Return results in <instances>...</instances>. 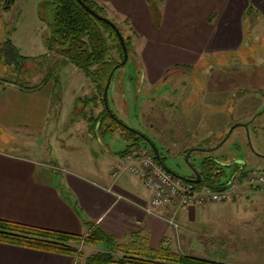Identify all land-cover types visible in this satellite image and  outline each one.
I'll return each instance as SVG.
<instances>
[{
    "label": "crops",
    "instance_id": "0c3cea01",
    "mask_svg": "<svg viewBox=\"0 0 264 264\" xmlns=\"http://www.w3.org/2000/svg\"><path fill=\"white\" fill-rule=\"evenodd\" d=\"M101 1L110 15L117 16L128 27L126 36L132 46L131 64L140 88L143 83L157 84L173 74L177 77L173 84L178 82L179 85V81H184L179 78L191 73L197 63L204 64L202 58L209 56L205 66L216 69L213 71L215 73L206 76L202 87H197L195 92H198L199 99L194 97L191 87L184 81L181 91L170 90L168 97L172 99L168 101L171 106H167L172 108L173 103L178 104L183 99V103H180L183 109L171 116L158 106L152 113L147 111V121L150 125L166 126L168 138L157 140L163 148L173 138L171 143L177 151L187 152L186 149L190 148V154L192 150H213L211 147H195L198 145L197 137H208L213 131V127L206 125L209 118L207 106L218 104L223 94L233 89L248 86L264 90V0H163L158 2L160 23L154 20L155 10L149 0ZM259 45L263 48H259ZM236 52L242 53V59L238 54L235 58L244 63L243 68L233 69V66H227L230 63L228 58H221L223 53ZM252 69L253 72L250 71ZM238 74L237 82H233V76ZM254 75H257L256 79ZM128 77L132 79L133 75ZM87 78L90 103L93 104L85 114L86 129L89 130L88 116L97 113L94 112L97 104L91 98L96 94L93 91L95 87ZM230 78L234 85H224L223 79ZM123 83L124 80H121L122 86ZM46 84L43 82L35 88H23L17 82L0 79V130L3 131L0 134V218L74 233L86 232V223L91 222L123 242L137 236L139 241L145 240L152 247L164 244L176 250V247L184 244L196 246V239L190 238L191 232L195 231V223L204 219H209V222L212 218L216 220L219 213L210 210L208 204L212 202L191 204L180 209L161 206L159 212L163 216H173L179 224L177 229L163 217L148 213L144 205L149 195L141 180L135 175L129 177L125 169L113 173L131 144L129 139L109 164L107 172L104 164L97 168L75 166L71 169L67 166V160H63L64 164L38 165L35 153L40 152L45 139L43 142L37 140L46 131L49 110ZM129 85L128 80L127 89ZM84 107L83 104L78 110ZM169 120H176L177 126L182 127L181 131L174 130L175 125ZM213 122L217 126V121ZM100 123L101 119L96 122V134L100 131ZM97 138L102 143L98 144L103 146L101 154L110 158V149L106 148L102 137ZM175 140L185 143V146H178ZM206 155L218 159L212 153ZM238 168V165L232 166V172ZM55 170L60 171L59 177L52 174ZM223 175H226L225 172L221 173V179ZM190 176L194 177L195 174ZM261 202L264 203V198ZM261 229L264 228H256L258 231ZM261 235L257 233V239ZM258 241H264V237ZM246 245L248 255L264 254L260 249L262 244L248 241ZM188 249L193 248L189 246ZM179 251L205 257L204 253ZM0 264H77V258L0 241Z\"/></svg>",
    "mask_w": 264,
    "mask_h": 264
},
{
    "label": "rangeland",
    "instance_id": "374dc122",
    "mask_svg": "<svg viewBox=\"0 0 264 264\" xmlns=\"http://www.w3.org/2000/svg\"><path fill=\"white\" fill-rule=\"evenodd\" d=\"M96 1L104 8L101 0ZM162 1H152L155 10L154 20L157 23H160L161 20V11L158 9V5ZM4 3L5 0H0V77L12 79L25 86L40 84L44 80L49 92L47 127L46 131L42 132L41 138L37 140V142H43L45 139V143L40 152L35 153L38 165L46 167L54 163L64 164L63 160H67L69 161L67 166L71 169L75 166L97 168L104 164V169L107 172L109 164L119 155L118 151L127 145L128 139L124 138L118 129L110 132L101 127L98 134L86 129L85 114H88L91 110L90 107H93L88 99L91 94L88 90V78L67 56L55 49L49 50L44 43V35L49 33L53 17L54 0H13L9 7H5ZM99 11L114 21L123 37L129 39L126 36V33L129 32L128 27L122 20L117 16L110 15L105 9ZM7 38L17 52L23 56L22 59L20 56L7 58L4 54L2 50L5 45L3 46V43ZM110 42L116 45L117 41L111 39ZM258 47L263 48L262 45ZM127 51L128 59L113 71L110 78L107 89L108 108L126 125L149 134L154 140H159L160 137L168 138L165 134L166 126L155 125V123L150 125L147 121V114L155 111L158 106L168 111L167 114H171V116L175 115L176 111L182 110L183 104L180 103H183V99H180L178 104L173 103L172 108L167 106H171L168 101V99H172L168 97L171 95L170 90L181 91L184 81L188 87H191L192 94L198 100V92H195L197 87H202L205 84L206 76L216 68L214 66L212 70L205 66L209 58V56H205L202 58L204 64L197 63L191 73L185 74L182 79L179 78V80H184H178L179 85L178 82L173 84L174 79L177 80L176 74H173L157 84L143 83L140 88L134 78L136 74L131 64L132 46L130 42ZM109 53L112 58L119 59L116 46L111 48ZM237 54L242 59V53L238 52L223 53L221 58H228L230 63L227 66H233V69L243 68L244 63L235 58ZM254 69L250 71L253 72ZM129 75H133V78H129ZM238 76L239 74L233 76V82L237 80ZM231 79H223L224 85H234ZM121 80H124L123 86ZM128 80L130 85L127 89ZM93 91H96L94 97L97 104V108L94 109L96 113L99 108H102L101 94L97 89ZM162 93H165V96ZM83 104L85 107L78 110V107ZM263 109V89L246 86L224 93L218 104L207 106L206 113L209 118L206 120V125L213 127L212 133L208 134V137H197L196 144L198 145H195V147H211L213 150L209 152H202L201 149L192 150L186 159L187 152L177 151L171 143L173 138L166 142V148L161 147L156 141L163 163L176 174L190 176L193 174L190 165L198 169L200 158L207 153H212L218 157L221 164L222 162L229 164L224 166L226 175H223L222 179L232 172L233 165L230 164L232 159L242 160L245 164L244 167L247 168H264ZM214 120L217 121V126H215ZM104 121H109V118L106 117ZM170 122L175 125L174 130L181 131L182 127L179 124L177 126L176 120ZM44 133L45 135H43ZM0 134H3V131L0 130ZM97 137H102L106 148L110 149V158L101 154L100 149L103 146L98 144L101 142ZM175 141L178 146H185V143ZM139 142L144 143V141ZM55 171L52 174L59 177L60 171ZM125 173L129 177L130 175L134 176L128 170ZM247 191L232 201L209 203L210 210L219 213L216 220L212 218L209 222V219H204L195 223V231L191 232L190 238L196 239V246L184 244L181 247H176V250L204 253L206 258L230 260L235 263L264 264V254L248 255L246 245L248 241L251 244H262L260 249L264 251V241H258L264 237V229L256 230L258 226L264 228V203L261 202L264 198V186L253 192ZM257 233H262L259 239H257ZM249 234L250 238H248ZM76 246L78 252L74 256L79 264H84L85 256L104 247L102 242L88 243L82 240L77 242ZM189 246H192L193 249H188Z\"/></svg>",
    "mask_w": 264,
    "mask_h": 264
},
{
    "label": "trees",
    "instance_id": "16d2710c",
    "mask_svg": "<svg viewBox=\"0 0 264 264\" xmlns=\"http://www.w3.org/2000/svg\"><path fill=\"white\" fill-rule=\"evenodd\" d=\"M12 1L5 0L4 6L9 7ZM83 1L96 12L104 15L99 11L100 9H104L103 6L96 0ZM149 1L152 5L153 0ZM54 3L49 33L44 35L45 45L49 50L55 49L67 56L70 61L89 77L95 89L101 94L100 99L103 107L96 114L88 116L89 130L95 132L94 125L101 119L100 126L104 130L114 132L120 129L123 137L129 139L131 144L144 141L136 130L123 126L124 124H122L120 119L118 120L115 116H111L103 103L102 91L107 75L111 67L123 57V50L116 32L109 23L95 17L77 0H54ZM111 39L117 41L116 45L110 42ZM124 41L128 48L129 40L127 37L124 38ZM3 46L2 51H4L7 58L15 56L23 58L8 38L4 40ZM115 46L119 59L112 58L109 53L110 49L115 48ZM0 79L16 83L12 79L2 77ZM18 84L23 88H35L39 83L32 86ZM95 96L91 97L94 99V103H96ZM88 99L90 100V98ZM106 117L109 118V122L104 121ZM220 164L219 160L214 157L209 155L203 156L199 161L200 166L197 169L200 173L201 181L213 187L223 183L224 180L220 176L222 170V165ZM86 227L87 231L85 233H74L0 218V241L69 255H74L78 252L76 243L80 240L88 243L102 242L103 249L91 252L85 256L84 264H103L109 262L118 264H239L187 254L173 250L164 244L152 247L145 240L139 241L140 238L137 236H134L130 241H118L115 236L97 224L87 222ZM77 264H79L78 260Z\"/></svg>",
    "mask_w": 264,
    "mask_h": 264
},
{
    "label": "built area",
    "instance_id": "2783aa9c",
    "mask_svg": "<svg viewBox=\"0 0 264 264\" xmlns=\"http://www.w3.org/2000/svg\"><path fill=\"white\" fill-rule=\"evenodd\" d=\"M120 169L137 176L147 189L149 198L144 209L163 217L176 229L178 222L173 216H163L159 212L161 206L180 209L191 204L232 201L246 190L261 189L264 186V169L254 170L242 166L215 187L201 180L185 179L166 170L147 143L130 144L113 173L116 174Z\"/></svg>",
    "mask_w": 264,
    "mask_h": 264
},
{
    "label": "water",
    "instance_id": "95a60500",
    "mask_svg": "<svg viewBox=\"0 0 264 264\" xmlns=\"http://www.w3.org/2000/svg\"><path fill=\"white\" fill-rule=\"evenodd\" d=\"M85 9H87L90 13H92L95 17L99 18V19H102L104 21H106L107 23H109L111 25V27L114 29V31L116 32L117 36H118V39L120 41V44H121V47H122V50H123V57L122 59L114 64L108 75H107V78H106V81H105V84L103 86V91H102V99H103V103H104V106L106 107V109L108 111H110V109L108 108V104H107V89H108V85H109V82H110V78H111V75L113 73V71L115 70V68L117 66H120L122 64H124L128 58V51H127V47H126V44H125V41H124V37L121 33V31L119 30V28L117 27V25L114 23V21H112L110 18H108L107 16H104V15H101L99 14L98 12H96L94 9L90 8L83 0H77ZM111 112V111H110ZM128 126V125H127ZM129 128L131 129H134L136 130L139 134H141V136L144 138V140L151 146V148L153 149L154 151V154L157 158V160L164 166V168H166V170L171 171V169L169 167H167L164 163H163V160H162V157L159 153V150H158V147L157 145L154 143V141L149 137L147 136L145 133H142L141 131L133 128V127H130L128 126ZM190 150L188 149L187 150V154L185 156V158L187 159V155L189 154ZM241 160H235V161H232L231 163H234V162H240ZM223 164V162H222ZM192 170H193V173L195 174L194 177H191V176H182V175H179V174H176L174 172V174L178 175V176H181L185 179H191V180H194V181H200L201 179V176H200V173L198 172L197 169H195L192 165H190Z\"/></svg>",
    "mask_w": 264,
    "mask_h": 264
},
{
    "label": "flooded vegetation",
    "instance_id": "af4514ba",
    "mask_svg": "<svg viewBox=\"0 0 264 264\" xmlns=\"http://www.w3.org/2000/svg\"><path fill=\"white\" fill-rule=\"evenodd\" d=\"M108 113H110L111 114V116H114V114L112 113V112H108ZM116 118V117H115ZM122 121V120H121ZM122 124H124L123 126H127L126 125V123L124 122V121H122ZM138 130V129H137ZM143 133V132H142ZM145 133V132H144ZM147 136H149L153 141H154V143L156 144V141L157 140H154L149 134H147V133H145ZM141 135V134H140ZM142 137V136H141ZM143 138V137H142ZM162 138H164V137H160L159 139H162ZM144 139V138H143ZM137 143H141V142H137ZM144 143H147L145 140H144ZM148 144V143H147ZM157 145V144H156ZM158 147V146H157ZM158 150H159V147H158ZM159 153H160V151H159ZM217 160H219V159H217ZM235 160H238V159H232V161H235ZM242 160L240 161V162H234V163H230V164H232L233 166L234 165H238L239 167L241 166V164H242ZM220 165H222L221 167V173H224L225 171H224V166L225 165H229V164H220ZM245 166V164L243 163L242 164V167H244Z\"/></svg>",
    "mask_w": 264,
    "mask_h": 264
}]
</instances>
